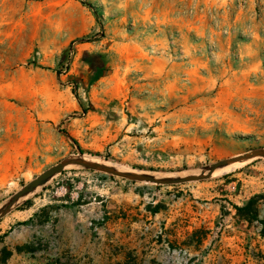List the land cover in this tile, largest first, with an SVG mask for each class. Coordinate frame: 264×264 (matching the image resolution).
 Listing matches in <instances>:
<instances>
[{"label": "rangeland", "instance_id": "obj_1", "mask_svg": "<svg viewBox=\"0 0 264 264\" xmlns=\"http://www.w3.org/2000/svg\"><path fill=\"white\" fill-rule=\"evenodd\" d=\"M76 146L158 177L264 150V0H0V209ZM104 174L68 165L20 198L0 264H264V198L257 220L235 208L264 157Z\"/></svg>", "mask_w": 264, "mask_h": 264}, {"label": "water", "instance_id": "obj_2", "mask_svg": "<svg viewBox=\"0 0 264 264\" xmlns=\"http://www.w3.org/2000/svg\"><path fill=\"white\" fill-rule=\"evenodd\" d=\"M264 157V150L263 149H252L246 151L242 154L237 156L224 158L218 160L210 165L206 166L200 173L198 174H185L179 175L175 177H158L144 172H137L133 170H122L112 166L107 165L103 162H97L93 159H88L83 156V154H78L76 156H70L67 158L62 159L61 161L57 162L54 165H51L47 169L43 170L33 179L28 181L26 184L23 185L21 189L16 191L10 201L0 209V218L5 216L12 208V206L22 197L32 192L35 188L45 183L50 177L54 174L60 172L64 167L68 165H78L90 170L100 171L106 174H110L113 176H119L122 178H126L129 180H137V181H144L153 184H179L185 183L190 181H196L200 179H205L212 176L213 172L223 166L233 164V163H242L249 161L253 158Z\"/></svg>", "mask_w": 264, "mask_h": 264}, {"label": "trees", "instance_id": "obj_3", "mask_svg": "<svg viewBox=\"0 0 264 264\" xmlns=\"http://www.w3.org/2000/svg\"><path fill=\"white\" fill-rule=\"evenodd\" d=\"M85 4L91 7L90 4H88V3H85ZM73 92H75V87L73 88ZM74 143H75V141H74ZM76 148H77L79 154L85 153L79 146H76ZM226 166H228V165H226ZM116 168L122 169L118 166H116ZM122 170H130V169H122ZM104 175L111 176L108 174H104ZM261 198H264V193L252 196L243 206H240V207L235 206V208H236L238 213L242 214L245 217L246 220H248V221L257 220L258 219L257 202ZM17 249L19 250L20 248L18 247ZM10 254H11V252L8 251L6 248H2V250H1L2 262H4L10 256Z\"/></svg>", "mask_w": 264, "mask_h": 264}]
</instances>
